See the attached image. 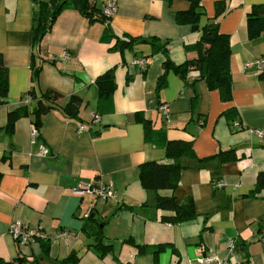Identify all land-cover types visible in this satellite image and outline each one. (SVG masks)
Here are the masks:
<instances>
[{"label":"crops","instance_id":"1","mask_svg":"<svg viewBox=\"0 0 264 264\" xmlns=\"http://www.w3.org/2000/svg\"><path fill=\"white\" fill-rule=\"evenodd\" d=\"M108 1L96 3L103 8ZM114 1L118 9L110 19L113 35L169 41L168 57L174 65L195 55L187 47L197 43L201 33L175 19L176 11L187 8L186 1ZM219 3L224 11L215 22L229 37L231 49L229 102L222 100L219 90H210L197 72L182 77L174 67L166 70L165 54L155 53L150 44L112 50L117 39L102 41L105 25L89 23L75 9L60 14L37 49L33 28L38 6L33 0H0V53L9 77L8 99L0 104L1 259L10 264H155L152 252L140 254L137 246L171 244L157 257L158 264H200L199 259L208 257L264 264V191L251 196L264 170V141L253 132L264 130V70L255 64L264 56V34L249 40L246 20L249 10L264 5V0H204L202 25L215 19ZM64 51L70 53L68 61L61 59ZM137 58L149 61L146 71L134 65ZM113 68V102L102 104L96 80ZM163 76L166 83L160 88ZM48 89L63 95L58 107L72 96L81 98L79 116L70 118L62 109L43 115L36 140L33 115L18 119L10 133L9 113L25 105L32 112ZM162 104L169 105V125L159 112ZM95 116L99 121L93 122ZM144 121L150 122L151 132H164L170 140H193L198 159L235 150L237 159L231 162L184 161L190 167L181 172L174 194L179 205H194L196 220L164 222L157 193L141 186V164L168 162L163 145L147 140ZM236 121L242 128H232ZM41 146L48 148L47 155H37ZM220 180L224 186L217 188ZM100 182L113 188L114 198L101 201L73 193L84 183ZM90 211L93 216L85 231ZM17 222L49 240L18 245L9 233ZM97 230L113 245L104 257L90 247V234ZM64 231L69 234L66 239L55 237ZM75 253L81 259L66 263Z\"/></svg>","mask_w":264,"mask_h":264},{"label":"trees","instance_id":"2","mask_svg":"<svg viewBox=\"0 0 264 264\" xmlns=\"http://www.w3.org/2000/svg\"><path fill=\"white\" fill-rule=\"evenodd\" d=\"M188 6L184 10L176 11V22L178 25H190L195 32H200L201 36L197 43L187 47L189 53L195 54L181 65H174L168 57L169 41L161 43L156 38L129 37L124 38L113 35L110 28V19L103 13V8H100L96 0H38L34 2L38 9L34 15L33 28V46L40 48L44 37L51 31L57 18L62 12L68 9H75L81 13L89 23L101 22L105 25V31L102 37L103 42L111 43L113 37L117 39L116 45L112 50L131 49L136 44H150L155 53H164L166 56L165 69L175 68L182 77L192 71L197 72L199 78L204 80L210 90H219L222 100L229 102L232 100V85L233 79L230 69V41L229 37L220 32L218 24L215 22L223 13L224 6L222 3L217 4L216 16L212 21H208L202 25V20L206 16L203 1L204 0H184ZM172 4L173 0H167ZM247 32L249 40H256L264 34V5L252 7L247 13ZM36 56H33V66ZM34 68V67H33ZM41 71V66L35 71L38 76ZM116 70L115 68L108 70L101 75L96 84L99 91V100L102 104L112 105L113 96L116 91ZM161 79L159 87L161 88L166 83V76ZM9 94V77L8 69L5 65L4 55L0 53V104L5 103ZM34 96L33 91L28 94ZM63 99V95L55 90L48 89L40 98L37 106L32 112L28 105L21 106L8 115V129L10 133L14 132L15 124L18 119L34 116V127L40 132L41 117L52 112L55 109H62V112L70 118H77L82 105V99L78 96L70 97L68 103L63 107H58L57 103ZM147 140L163 145L166 152L168 162L149 161L140 165L139 179L140 184L145 190L154 191L157 193L156 206L166 213L163 216V221L181 225L197 219L198 214L195 211L194 205L189 202L185 205H179L176 202L175 191L179 186L181 172L190 166L185 164V160L194 161L198 165L208 163L213 159H218L221 163L235 161L237 159L235 150L220 151L216 155L207 159H198L193 150V140H170L164 132L156 133L150 131V122L144 121ZM40 136V133H39ZM1 178V174H0ZM169 190L173 194L165 196L159 194L160 191ZM264 191V170L257 177L255 189L251 196H257ZM131 208V207H129ZM93 213L91 211L86 220L84 230L89 227ZM90 236L94 242L90 245L99 254L104 257L113 251V245L107 243L100 231H95ZM171 244H160L153 248L137 246L140 254L152 252L155 258V264H158L157 257L168 248ZM173 252L176 254V251ZM82 255L72 254L66 263H76L81 259ZM0 264H10L0 258Z\"/></svg>","mask_w":264,"mask_h":264},{"label":"built area","instance_id":"3","mask_svg":"<svg viewBox=\"0 0 264 264\" xmlns=\"http://www.w3.org/2000/svg\"><path fill=\"white\" fill-rule=\"evenodd\" d=\"M34 2L38 0H33ZM95 1V0H93ZM117 4L114 0H109L103 7V13L105 16L111 18L116 12H117ZM70 53L68 51H64L61 59L64 61H68L70 59ZM256 67L259 71L264 70V56L256 61ZM134 65L138 66L142 71H146L149 66V61L146 58H137L134 61ZM249 66V65H247ZM26 102H30V99H27ZM159 112L163 116L165 122L167 125L171 122V115H170V109L169 105L162 104L159 106ZM99 121V117L95 116L93 118V122ZM233 129H240L242 128V124L238 121L232 123ZM84 131V127L80 126L79 132L81 133ZM255 134L259 136L261 140L264 141V130H256L253 131ZM39 132L38 130L33 127L32 136L33 139L36 140L38 137ZM48 154V148L45 146H41L37 155L39 156H45ZM215 186L217 188H222L224 186L223 181H217ZM74 195L78 197H85V196H92L95 199L106 201L109 199H112L115 197V192L113 188L110 185H106L103 183L98 184H82L79 187L73 189ZM91 211L87 213V217H89ZM9 233L13 236L15 241L20 246H25L35 240H41V241H48L49 237L44 234L43 232H32L25 228V226L22 223H14L9 228ZM69 236L67 232H61L57 234L55 237L58 239H66ZM261 242L264 245V234L261 236ZM232 249L234 248V245L232 244ZM200 264H241L239 261L236 263H230L228 261L222 260L218 257H208V258H201L199 259Z\"/></svg>","mask_w":264,"mask_h":264}]
</instances>
